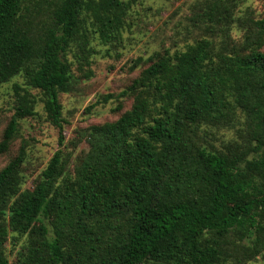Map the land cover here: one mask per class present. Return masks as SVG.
<instances>
[{
  "label": "trees",
  "instance_id": "1",
  "mask_svg": "<svg viewBox=\"0 0 264 264\" xmlns=\"http://www.w3.org/2000/svg\"><path fill=\"white\" fill-rule=\"evenodd\" d=\"M22 1L0 0V83L22 75L41 93L59 149L26 199L15 197L23 144L0 170V241L7 229L26 234L37 225L25 264H225L258 256L264 250V19L248 30L246 53L234 45L213 54L201 42L157 56L128 88L130 110L89 129L88 155L72 179L57 185L64 124L58 96L72 84L66 54L73 44L84 52L91 34L102 43L115 40L135 0H58L38 37L19 23ZM228 13L215 0L205 16L223 23ZM18 102L0 156L18 119L34 115L33 99ZM236 111L254 141L251 160L207 151L196 141V127L224 124ZM250 240V247L238 244ZM0 264H7L1 251Z\"/></svg>",
  "mask_w": 264,
  "mask_h": 264
},
{
  "label": "rangeland",
  "instance_id": "2",
  "mask_svg": "<svg viewBox=\"0 0 264 264\" xmlns=\"http://www.w3.org/2000/svg\"><path fill=\"white\" fill-rule=\"evenodd\" d=\"M215 0H135L130 5L118 37L102 43L97 34L88 35L84 52L73 44L66 54L70 63L71 88L61 93L58 101L62 129L63 171L57 181L61 185L72 179L89 152V129L93 126L116 121L130 110L134 94L128 92L132 82L139 77L156 57L184 51L187 46L207 43L213 54L230 53L232 46L243 49L244 38L252 23L264 19V0H218L225 4L229 13L223 23L207 21L205 14ZM58 0H23L19 23L32 36H39L50 25L52 9ZM264 52V44L261 48ZM18 97L33 99V116L18 119L17 132L8 151L0 156V170L14 159L21 144L25 146V158L19 172L16 198H28L37 185L42 171L53 154L59 149V133L47 119L41 93L26 86L24 76L17 75L6 83H0V141L15 114ZM107 98L106 101H103ZM259 109L264 110V95ZM196 141L207 151L225 155L244 156L251 160L257 154L245 115L236 111L224 124L199 125L195 128ZM264 154V144H259ZM254 176V175H253ZM258 186L260 179L252 178ZM259 182V183H258ZM14 199L5 206L8 207ZM6 217V221H7ZM7 225V223H6ZM45 227L51 236V227ZM0 241V251L7 264H25V249L30 234L36 236L38 226L30 233L17 234L7 229ZM252 240V239H251ZM242 241L240 246L250 247L252 241ZM232 241V239H231ZM142 264H160L146 261ZM225 264H264V250L249 261L242 256L229 259Z\"/></svg>",
  "mask_w": 264,
  "mask_h": 264
}]
</instances>
